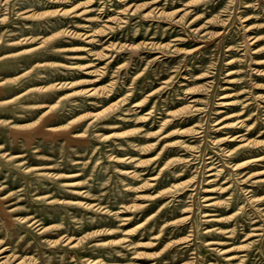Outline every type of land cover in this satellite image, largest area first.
Masks as SVG:
<instances>
[{
	"label": "rangeland",
	"instance_id": "obj_1",
	"mask_svg": "<svg viewBox=\"0 0 264 264\" xmlns=\"http://www.w3.org/2000/svg\"><path fill=\"white\" fill-rule=\"evenodd\" d=\"M0 264H264V0H0Z\"/></svg>",
	"mask_w": 264,
	"mask_h": 264
},
{
	"label": "bare ground",
	"instance_id": "obj_2",
	"mask_svg": "<svg viewBox=\"0 0 264 264\" xmlns=\"http://www.w3.org/2000/svg\"><path fill=\"white\" fill-rule=\"evenodd\" d=\"M243 136V135H242Z\"/></svg>",
	"mask_w": 264,
	"mask_h": 264
}]
</instances>
